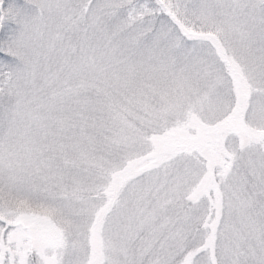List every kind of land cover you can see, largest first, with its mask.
<instances>
[{"label": "snow or ice", "instance_id": "obj_1", "mask_svg": "<svg viewBox=\"0 0 264 264\" xmlns=\"http://www.w3.org/2000/svg\"><path fill=\"white\" fill-rule=\"evenodd\" d=\"M0 33V264H264V0H0Z\"/></svg>", "mask_w": 264, "mask_h": 264}, {"label": "rangeland", "instance_id": "obj_2", "mask_svg": "<svg viewBox=\"0 0 264 264\" xmlns=\"http://www.w3.org/2000/svg\"><path fill=\"white\" fill-rule=\"evenodd\" d=\"M12 2V3H17V4H22L23 0H6V4ZM34 11V9H33ZM0 37H2V33H0Z\"/></svg>", "mask_w": 264, "mask_h": 264}]
</instances>
